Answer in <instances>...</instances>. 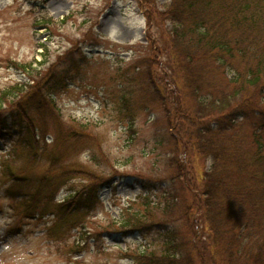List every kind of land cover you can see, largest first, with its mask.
Returning a JSON list of instances; mask_svg holds the SVG:
<instances>
[{
  "label": "rangeland",
  "instance_id": "374dc122",
  "mask_svg": "<svg viewBox=\"0 0 264 264\" xmlns=\"http://www.w3.org/2000/svg\"><path fill=\"white\" fill-rule=\"evenodd\" d=\"M166 2L152 0L143 6L137 0H0L2 113L7 114L8 107L17 106L33 89L32 81L43 78L47 72L67 78L65 88L53 95L55 108L41 110L40 116L30 111L38 130L46 133L50 141L43 149L39 148L42 150L37 153L33 166L35 176L28 192L33 189L37 194V178L50 166L47 157L52 150V139L48 133H55L56 128L63 135L67 130L84 129L85 137L82 140L71 137L65 145L74 146L61 154L74 168L96 174V181H110L100 189L97 203L71 223H59L57 214L27 212L23 207L26 195L16 196L14 190L9 192L13 182L4 173L8 155L11 156L16 145L13 138L0 139V264H138L134 258L137 251L159 252L161 238L156 228L124 233L112 230L118 226L109 227L108 223L116 220L119 224L128 210H142L146 194L154 204L166 185L177 189L179 194L174 210L170 209L167 215L168 227L189 229L186 218L180 217L185 212L184 206L199 192L210 161L191 149L183 151L185 147L181 145L176 152L178 156L173 159L180 160L181 166L178 169L177 162L171 166L173 143L167 144L163 139L167 130L173 132L171 112L166 113L159 105L132 106L128 110L117 106L123 86L119 68L135 79L136 74L127 68L146 62L152 78L169 81L171 68L167 66L166 35L170 23L160 22L152 13L148 21L146 14L148 8L163 9ZM70 54L75 59L81 58V63L68 69L63 61ZM16 84H25L21 94L15 96L8 91L1 96ZM171 84L164 86L168 94L173 89ZM135 88L130 85V89ZM45 95L49 98L48 93ZM172 97L171 102L175 101ZM143 99L149 101L147 96ZM165 99L171 103L168 95ZM167 106L171 108L170 104ZM16 159L22 165L27 157L21 154ZM179 171V181L175 182ZM92 180L90 175L79 174L66 182L55 200L37 196L41 204L48 202L53 208L54 203L63 201L71 191L82 190ZM182 184L187 188H181ZM84 194L93 198L85 190ZM192 211V217H198L194 224L198 235L204 227L195 202ZM193 262L200 264L196 256Z\"/></svg>",
  "mask_w": 264,
  "mask_h": 264
},
{
  "label": "trees",
  "instance_id": "16d2710c",
  "mask_svg": "<svg viewBox=\"0 0 264 264\" xmlns=\"http://www.w3.org/2000/svg\"><path fill=\"white\" fill-rule=\"evenodd\" d=\"M137 1L143 6L144 2H152ZM151 13L160 22L170 23L166 35L167 66L171 68L169 81L152 78L146 62L127 68L136 74L135 79L119 68L123 86L117 106L128 110L132 106L159 105L166 113L169 110L173 132L167 130L162 135L167 144L173 143L174 147L169 164L173 166L177 162L180 168V160L173 159L182 145L183 151L191 149L208 159L210 166L203 173L199 192L184 206L185 212L180 217L186 218L189 229L167 225V215L170 209L174 210L179 197L178 190L169 185L162 187L154 204L148 201L146 194L142 210H128L119 224L112 220L109 227L118 226L112 230L124 233L156 228L161 238L159 252L137 251L134 258L138 264H195V256L200 264H264V0H167L161 10H146L148 21ZM81 57L85 58L83 54ZM63 62L68 69L75 68L81 58L75 59L70 54ZM66 80L52 71L33 80V89L17 106L8 107L7 114L2 113L0 101V139L13 138L16 145L4 169L13 182L9 192L14 190L16 196L26 195L23 207L27 212L57 214L59 223L73 222L95 201L97 203L100 188L110 183L108 179L96 181V174L86 169L74 168L75 165L65 162L66 156L61 154L74 146L65 145L71 137L79 140L85 137L84 129L67 130L63 135L56 128L55 133H48L52 150L47 158L51 162L37 178V194L55 200L66 182L81 174L93 179L83 188L93 198L84 194L83 189L71 191L51 208L48 202L41 204L33 189L28 192L35 176L33 166L37 153L50 141L46 133L38 130L30 111L40 116L41 110L55 108L53 97L65 88ZM170 84L173 89L168 94L164 86L170 87ZM130 85L136 88L130 89ZM23 86L25 84L14 85L17 90L7 88L1 96L8 91L17 96ZM167 95L170 102L171 97L175 101L169 103L165 99ZM146 96L149 101L143 99ZM39 139L45 143H40ZM21 154L27 159L18 165L16 158ZM180 174L179 171L175 182L179 181ZM181 188L187 187L182 184ZM194 202L204 227L198 235L194 232L198 217H192Z\"/></svg>",
  "mask_w": 264,
  "mask_h": 264
}]
</instances>
